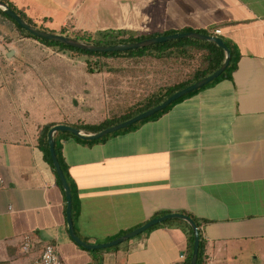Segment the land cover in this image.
I'll list each match as a JSON object with an SVG mask.
<instances>
[{"label": "crops", "instance_id": "1", "mask_svg": "<svg viewBox=\"0 0 264 264\" xmlns=\"http://www.w3.org/2000/svg\"><path fill=\"white\" fill-rule=\"evenodd\" d=\"M8 1L56 33L220 30L240 54L231 77L105 140L54 139L83 242L108 243L179 213L202 221L205 264H264V0ZM70 63L0 15V264H32L45 244L63 264H174L180 254L187 262L190 227L181 220L105 250L70 238L64 192L38 148L43 126L73 125L54 89L62 74L70 78ZM26 235L37 243L32 255L19 251Z\"/></svg>", "mask_w": 264, "mask_h": 264}, {"label": "trees", "instance_id": "2", "mask_svg": "<svg viewBox=\"0 0 264 264\" xmlns=\"http://www.w3.org/2000/svg\"><path fill=\"white\" fill-rule=\"evenodd\" d=\"M5 4L8 5V7L14 11L17 15H19L26 23H28L30 26L37 28L39 30L49 32L51 34H60L63 36H66L70 39L80 41L86 44H92V45H106V46H112V45H120V44H128V43H135L139 42L148 38L156 37V36H167L170 34H173L171 32H161V33H152L149 35H142L138 32L132 33L130 31L126 30H107L102 31L98 33H91V32H83V31H72L67 32L65 30H62L59 33L49 31L45 29L42 26H38L35 24L31 19L26 17V15L23 13L22 10L18 9L14 6L13 3L9 2L8 0H1ZM0 15L4 18L11 21L19 34L31 38L33 40H36L43 45L53 48L57 50L58 52L67 53L72 59H77V57L83 56L86 58V73L87 74H100L103 72H106L108 69L106 68L105 63L102 61L103 59H129V60H143V59H152L158 62H161L162 65L167 64L172 59L174 60H182L184 64H186L187 68H189L188 72L184 74V76L173 85H164L161 88H159L157 91H154L151 95H149L143 102L138 104L136 107L131 108L126 113L110 119L106 118L99 124H87V123H80V124H73L72 127L79 129L81 131H84L86 134L91 133H97L105 128H108L110 126L116 125L118 123H121L125 120H128L158 104L163 102L165 99H167L169 96H171L173 93L207 77L208 75L212 74L214 71H216L220 65L222 64L224 60V52L220 48L216 47L212 43L199 41V40H193V39H178L174 41H169L166 43L161 44H155L152 46H148L142 49H136L131 50L127 52H118V53H91L86 51H81L72 47H68L66 45L60 44V43H54L49 42L41 39H37L30 34H28L26 31L21 29L14 21H12L9 17H7L1 10ZM185 32H191L189 30H186ZM201 34L210 35V33L207 32H199ZM224 44L226 47L230 50V63L227 69L213 82L210 84L224 78V77H231L232 72L236 69L237 62L240 58V54L238 51L228 42L224 41ZM208 84L207 86H209ZM207 86L201 88L204 89ZM200 90V89H199ZM197 91H194L190 93L189 95H186L176 102L172 103L170 106H168L164 111L159 112L155 114L154 116L145 119L139 123L148 121L150 119H154L164 112H166L170 107H172L174 104L180 102L181 100L195 94ZM139 123L132 125L131 127H128L121 131H129L135 128ZM53 124H48L43 126L38 134V148L42 150L44 153V156L46 160L51 164L50 158H49V151H48V144H47V134L48 131L53 127ZM119 133V132H118ZM114 134H117L114 133ZM111 134V135H114ZM59 135V134H58ZM60 135L63 136H69V134H63ZM108 135L102 139L96 140V141H90V142H98L105 140L107 137L111 136ZM72 136V135H71ZM55 141V139H54ZM55 151L56 156L58 159V162L61 166V169L64 173V176L66 177V180L68 182L67 178V168L64 164V161L62 159L61 155V149L60 147L55 144ZM52 166V164H51ZM58 180V179H57ZM58 184L60 185L59 181ZM71 193H72V187L71 184L68 182ZM72 195V194H71ZM75 214L72 215V218H74ZM190 218L194 221L198 232H199V249H198V255H197V261L196 264H205L206 263V256H205V241L202 237L201 233V224L202 221H199L193 217L190 216ZM192 245H193V237H192V231L190 229V249L191 252L187 258V263L189 264L191 253H192Z\"/></svg>", "mask_w": 264, "mask_h": 264}, {"label": "rangeland", "instance_id": "3", "mask_svg": "<svg viewBox=\"0 0 264 264\" xmlns=\"http://www.w3.org/2000/svg\"><path fill=\"white\" fill-rule=\"evenodd\" d=\"M76 60L77 63H70V78L68 73L62 74L54 84L61 108L72 110L63 114L64 122L70 124L93 125L106 118H116L162 86L177 83L189 70L182 60L172 59L162 65L152 59L110 58L102 60L108 69L106 72L91 75L86 73V58L80 56Z\"/></svg>", "mask_w": 264, "mask_h": 264}, {"label": "water", "instance_id": "4", "mask_svg": "<svg viewBox=\"0 0 264 264\" xmlns=\"http://www.w3.org/2000/svg\"><path fill=\"white\" fill-rule=\"evenodd\" d=\"M0 10L9 17L12 21H14L21 29L26 31L31 36L49 41L54 43H60L63 45H66L68 47H72L81 51L91 52V53H118V52H127L131 50L136 49H142L148 46H152L155 44H161L166 43L169 41H174L178 39H193V40H199L204 41L208 43H212L216 47L220 48L224 52V60L220 67L214 71L212 74L208 75L207 77L173 93L171 96H169L167 99H165L160 104L128 119L121 123H118L116 125L110 126L108 128H105L97 133H91L86 134L83 131L76 129L70 125L65 124H58L54 125L47 134V144H48V151H49V158L52 164V167L55 171V174L57 176V179L60 183V186L64 192V197L66 200V224H67V230L69 233L70 238L73 240V242L78 245L79 247L88 250V251H94V250H105L109 248L116 247L132 238H135L145 231L149 230L155 225H158L160 223H163L168 220H181L188 224L192 231V237H193V245H192V253L191 258L189 261V264H196L197 261V255H198V249H199V232L198 229L194 223V221L187 215L179 214V213H172L167 214L164 216H161L159 218L151 219L147 223L143 224L142 226L116 238L113 241H110L108 243L103 244H97V245H91L88 243L83 242L80 240L75 232L73 227V221H72V214H71V208H72V195L71 190L69 187V184L66 180V177L64 176V173L61 169V166L58 162L56 151H55V141H54V134L55 133H67L70 135H73L77 137L80 140H86V141H96L99 139H102L108 135L114 134L116 132H119L121 130H124L128 127H131L134 124H137L145 119H148L155 114L164 111L168 106H170L172 103L176 102L180 98L189 95L190 93L197 91L211 82H213L215 79H217L229 66L230 63V50L226 47L224 44V41L220 37L212 36V35H205L201 33L196 32H184V33H173L167 36H156L152 38H148L139 42L135 43H128V44H120V45H112V46H106V45H92V44H86L80 41H76L73 39H70L66 36L60 35V34H51L49 32H45L42 30H39L37 28H34L30 26L28 23H26L19 15H17L14 11H12L7 4L2 2L0 0Z\"/></svg>", "mask_w": 264, "mask_h": 264}, {"label": "built area", "instance_id": "5", "mask_svg": "<svg viewBox=\"0 0 264 264\" xmlns=\"http://www.w3.org/2000/svg\"><path fill=\"white\" fill-rule=\"evenodd\" d=\"M210 35L218 37L220 35L219 29L211 31ZM37 249V243L32 237L26 235L22 238L19 244V251L23 255H32ZM32 264H63L60 259L57 247L52 244H45L38 256L33 259ZM174 264H187L184 254H180L177 262Z\"/></svg>", "mask_w": 264, "mask_h": 264}]
</instances>
